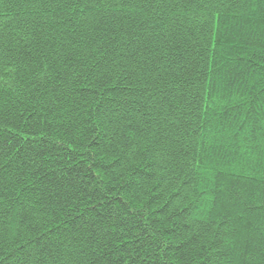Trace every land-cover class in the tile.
<instances>
[{
	"label": "trees",
	"instance_id": "obj_1",
	"mask_svg": "<svg viewBox=\"0 0 264 264\" xmlns=\"http://www.w3.org/2000/svg\"><path fill=\"white\" fill-rule=\"evenodd\" d=\"M0 264H264V0H0Z\"/></svg>",
	"mask_w": 264,
	"mask_h": 264
}]
</instances>
